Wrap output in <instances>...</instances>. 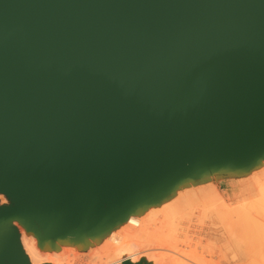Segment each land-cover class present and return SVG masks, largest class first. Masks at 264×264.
I'll list each match as a JSON object with an SVG mask.
<instances>
[{
  "label": "water",
  "instance_id": "water-1",
  "mask_svg": "<svg viewBox=\"0 0 264 264\" xmlns=\"http://www.w3.org/2000/svg\"><path fill=\"white\" fill-rule=\"evenodd\" d=\"M263 152L264 0H0V264Z\"/></svg>",
  "mask_w": 264,
  "mask_h": 264
},
{
  "label": "bare ground",
  "instance_id": "bare-ground-1",
  "mask_svg": "<svg viewBox=\"0 0 264 264\" xmlns=\"http://www.w3.org/2000/svg\"><path fill=\"white\" fill-rule=\"evenodd\" d=\"M263 156L264 152L252 156L250 181L242 177L228 181L232 196L242 198L236 206L231 200L228 204L216 186L197 182L184 186L177 195L162 198L159 208L139 211L144 200L136 208L112 216L107 221L111 225L99 233L91 249L93 264H219L215 259L223 238L231 245L250 239V251L264 260ZM245 193L247 196H242ZM0 199L4 201V195L0 194ZM13 225L19 229L29 264H78L68 246L44 252L33 235L17 222Z\"/></svg>",
  "mask_w": 264,
  "mask_h": 264
},
{
  "label": "rangeland",
  "instance_id": "rangeland-1",
  "mask_svg": "<svg viewBox=\"0 0 264 264\" xmlns=\"http://www.w3.org/2000/svg\"><path fill=\"white\" fill-rule=\"evenodd\" d=\"M263 159H264V156L262 157V161H264ZM250 164H252L250 163V161L246 163H242L240 165L227 164L226 166H221L215 169H209L205 173H200V174H195L193 176H190L184 179L182 182H180L178 186H171L170 188H167V190H165L161 194L159 193L152 194L150 198L148 197L145 200V202L141 203L142 205L140 206L139 211L143 209L152 210V209L159 208L160 206H162L161 205L163 202L162 198L167 197L169 195H173V194L177 195L183 191L184 186H188V184L190 185L191 183H197V182H200L201 184H206L209 186H214V187L216 186L220 194L224 196L225 199H227L228 204H229V201L231 200L230 204L232 206H236L238 204L237 203L238 201L241 203L242 198H239L240 196L238 195L234 197L232 196V192L230 191L231 189L229 187L228 181L231 179H238L241 177L244 180L250 181ZM243 187H245V185ZM242 196H247V195L245 193ZM7 204H9V200L7 197L4 196V201L0 199V205H7ZM110 225H111V222H107V221L101 222L100 224H98V226L95 228L93 232L84 234L83 236L81 235L80 238L68 237V238H63L60 240H53L51 241L47 249H44L43 244H40L39 240L36 237L34 236L33 237L36 239V242H37L36 244L38 248L44 250V252H52L55 249H58V248L61 249L63 247L68 246L72 250L71 258L75 259V263L77 261L78 264H81V263L82 264H91V263L93 264L96 261L91 255V249L93 248V246L96 244L97 240L99 239L100 237L99 233L107 229ZM248 225L250 227L249 219H248ZM218 247H219V251H218V255L215 261H217L219 264H264V260H261V258H259V256L257 255L258 253L256 254L250 251V239L247 241L245 240L238 241L231 245L227 242L225 238H223L219 242Z\"/></svg>",
  "mask_w": 264,
  "mask_h": 264
}]
</instances>
